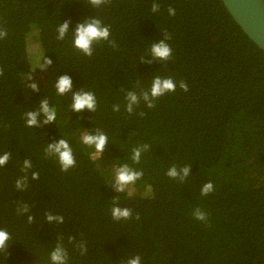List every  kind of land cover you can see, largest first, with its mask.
I'll use <instances>...</instances> for the list:
<instances>
[{
	"label": "trees",
	"instance_id": "16d2710c",
	"mask_svg": "<svg viewBox=\"0 0 264 264\" xmlns=\"http://www.w3.org/2000/svg\"><path fill=\"white\" fill-rule=\"evenodd\" d=\"M156 2L160 8L153 13V0H112L97 9L87 0H0V23L8 32L0 40V154L11 153L0 168V229L11 235L0 264H50L59 236L70 264H121L134 255L141 264H264V52L221 0ZM94 16L110 27L117 47L97 44L86 57L73 47L72 32ZM65 21L69 33L57 40ZM165 32L171 35L172 59L142 63ZM30 40L39 49L37 61ZM45 58L52 64L42 71ZM63 75L71 77L73 91L95 94V113L72 112L71 93L60 96L55 89ZM156 75L183 80L188 91L177 87L155 108L141 102L127 113L125 93L148 89ZM45 98L56 109V121L27 127L24 113L37 110ZM96 129L108 136L100 159L80 139ZM61 138L76 159L67 172L44 152ZM143 144L149 150L134 164L132 149ZM25 159L32 163L29 183L17 191ZM124 163L142 170L143 177L116 193L114 169ZM173 164L191 165L185 182L166 175ZM32 172H39L38 180ZM207 182L214 192L201 196ZM114 201L133 217L114 221ZM21 203L29 205L33 223L17 214ZM197 207L209 214L207 225L193 218ZM49 212L63 216L64 223L47 224ZM69 236L86 242L85 255L68 244Z\"/></svg>",
	"mask_w": 264,
	"mask_h": 264
},
{
	"label": "clouds",
	"instance_id": "9594fccd",
	"mask_svg": "<svg viewBox=\"0 0 264 264\" xmlns=\"http://www.w3.org/2000/svg\"><path fill=\"white\" fill-rule=\"evenodd\" d=\"M87 3L91 5L94 9L108 6L112 3V0H87ZM160 8L159 3L153 0L151 10L153 13L158 12ZM168 13L170 16H175V9L172 7L168 8ZM69 21L60 23L57 28V40H64L66 35L69 33ZM8 32L4 27L3 23H0V40L7 37ZM73 47L82 53L86 57H91L94 52V45L107 43L110 47L115 49L117 47L114 40L111 39V29L108 25H105L103 21L96 16L91 18H86L83 22H79L75 26L74 32H72ZM171 39V35L167 32L164 33L162 39L158 42L151 44L148 53L145 55L150 57L149 59H144L142 57L140 61L145 64H151L153 61H159L161 64L165 65L172 59V48L168 41ZM52 64L51 59L45 58L41 70H46ZM0 76H3V69L0 68ZM26 79L31 81L32 75L29 74ZM137 86H139V81H137ZM33 92L39 91V86L36 83H29L27 85ZM177 87L180 90L187 92L188 85L185 81H176L172 77H161L159 75L154 76L151 82V86L148 89L140 88L137 91H127L125 93V111L129 114H133L135 109L140 106L143 102L144 106L148 109H153L156 106V101L161 97L173 93L176 91ZM55 89L58 95L65 96L71 93V109L72 112L82 113L85 110L90 113H95L97 110V100L96 96L91 91H85L80 89L78 91H73V82L70 76L63 75L60 76L55 82ZM124 91V89H121ZM113 111L119 112L120 106L114 105ZM139 115L143 117L144 112H140ZM56 109L50 106L48 99H42L39 101V107L37 110H32L24 113V119L26 126L29 128H39L44 125L52 124L56 121ZM81 142L88 146L89 148H94V152L91 154L93 159H100L108 145V136L100 129H96L94 132L85 131L81 135ZM149 150V145L143 144L132 149L131 160L134 164H139L141 156L144 152ZM45 156L48 158H55L60 166L62 172H67L76 166V159L73 153V149L69 142L61 138L58 141L47 144L44 150ZM11 159V153L5 152L0 154V168L7 165ZM32 168V163L30 160L25 159L23 161V167L21 169L25 174L16 180L15 187L17 191H24L28 187L29 177L28 172ZM191 165L177 166L173 164L166 172V175L181 183L185 182L190 176ZM143 177V171L137 170L129 164L124 163L114 169V180L111 185L116 193L126 192L130 186L134 185L138 180ZM32 180L39 179V172L31 173ZM214 192V185L211 182L205 183L202 188L200 195L207 196ZM111 216L114 221L129 220L133 217L132 210L127 207H120L117 204L111 208ZM16 212L18 215H27V221L29 224L33 223L34 216L28 215L30 213V207L28 204L21 203ZM193 218L201 223L207 225L209 214L197 207L192 212ZM139 219V214L135 217ZM46 223L51 224H63V216L45 213ZM11 240V235L6 229H0V252H7ZM68 244L75 245L79 250L80 255H85L87 253L86 242L80 241L76 242L75 237H68ZM50 264H70L69 262V252L64 245L63 237H57V241L50 252L49 255ZM121 264H141V256L134 255L127 257L121 261Z\"/></svg>",
	"mask_w": 264,
	"mask_h": 264
},
{
	"label": "water",
	"instance_id": "95a60500",
	"mask_svg": "<svg viewBox=\"0 0 264 264\" xmlns=\"http://www.w3.org/2000/svg\"><path fill=\"white\" fill-rule=\"evenodd\" d=\"M229 15L264 52V0H221Z\"/></svg>",
	"mask_w": 264,
	"mask_h": 264
},
{
	"label": "rangeland",
	"instance_id": "374dc122",
	"mask_svg": "<svg viewBox=\"0 0 264 264\" xmlns=\"http://www.w3.org/2000/svg\"><path fill=\"white\" fill-rule=\"evenodd\" d=\"M30 47H31V52H30V55L32 58H34L33 60L37 61L39 58H38V55H39V49L37 47V45L34 43L33 40H30ZM34 61V62H35ZM130 190V189H129ZM128 191V190H127Z\"/></svg>",
	"mask_w": 264,
	"mask_h": 264
}]
</instances>
